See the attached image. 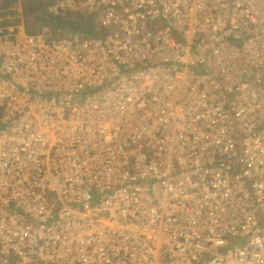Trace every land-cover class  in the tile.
Listing matches in <instances>:
<instances>
[{"label": "built area", "instance_id": "1", "mask_svg": "<svg viewBox=\"0 0 264 264\" xmlns=\"http://www.w3.org/2000/svg\"><path fill=\"white\" fill-rule=\"evenodd\" d=\"M48 7L98 28L0 20V264H264V0Z\"/></svg>", "mask_w": 264, "mask_h": 264}, {"label": "trees", "instance_id": "2", "mask_svg": "<svg viewBox=\"0 0 264 264\" xmlns=\"http://www.w3.org/2000/svg\"><path fill=\"white\" fill-rule=\"evenodd\" d=\"M1 8L2 6L0 3V9ZM9 10L12 12L10 8ZM25 10L24 15H21L20 18L23 19L22 23L29 34L39 33L42 32L43 29H46L48 30L46 34L49 40L70 37L76 33H81L83 37L96 35V33L91 30L95 21L93 18L94 16L90 19L81 16V14H78L75 19L70 16L66 18L65 16H56L49 11L43 2L36 0Z\"/></svg>", "mask_w": 264, "mask_h": 264}, {"label": "rangeland", "instance_id": "3", "mask_svg": "<svg viewBox=\"0 0 264 264\" xmlns=\"http://www.w3.org/2000/svg\"><path fill=\"white\" fill-rule=\"evenodd\" d=\"M36 1L43 2V4L47 5V3L50 0H36ZM32 2H34V0H9V1L2 0L1 1L2 8L0 9V20H2L3 22L10 21L14 23H18L22 21L23 19H21L20 16L24 15V12L26 11L25 9L30 7ZM9 8L12 10V12L9 10ZM83 13L89 15L85 11H78V12L67 11L66 14H61L59 16L62 17L65 16V18L70 16L75 19L77 18L78 14H81L82 16ZM81 37H83L82 34Z\"/></svg>", "mask_w": 264, "mask_h": 264}, {"label": "crops", "instance_id": "4", "mask_svg": "<svg viewBox=\"0 0 264 264\" xmlns=\"http://www.w3.org/2000/svg\"><path fill=\"white\" fill-rule=\"evenodd\" d=\"M51 1H52V0H50V1L47 3V5H46V7H47L48 9H49L48 5L51 3ZM88 14H89V13H88ZM82 16L88 17V19H90V18H92V17L94 16L93 18H94L95 21H94V24H93L91 30H92L94 33H96V32H97V28H98V18H96L94 14H89V15H87V14L83 13ZM46 32H48V30L43 29L42 32L35 33V34H42L47 40H49V38H47V34H46ZM87 32H88V31H87ZM87 32H86V34H87ZM76 34L79 35V36L81 37V33H76Z\"/></svg>", "mask_w": 264, "mask_h": 264}]
</instances>
